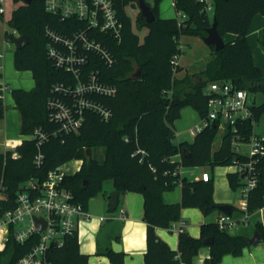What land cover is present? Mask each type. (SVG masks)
Here are the masks:
<instances>
[{
  "label": "trees",
  "instance_id": "1",
  "mask_svg": "<svg viewBox=\"0 0 264 264\" xmlns=\"http://www.w3.org/2000/svg\"><path fill=\"white\" fill-rule=\"evenodd\" d=\"M114 1L122 21V34L119 40L111 39L105 43L115 57V63L108 66L95 54H90L86 67L98 69L99 79L115 86L116 91L112 95L97 91L84 94L91 101L90 106L79 105V96L70 90L77 78L71 71L58 66L48 53L53 40L46 30L70 34L69 26L74 20L62 21L47 11L44 0L21 3L13 10L8 24L30 38L27 45L15 49L14 66L17 70H30L35 80L31 89L13 87L10 90L20 113V134H30L41 127L47 138L41 145L44 161L40 167L34 162L36 139L23 140L18 146V158H14L11 151L0 149V184L14 197L27 179H43L49 170L79 159L82 161L80 168L67 174L63 184L85 208L91 197L104 190L108 180L120 194H143V219L147 223L144 264H192L200 249L207 245L204 243L207 237H212L213 242L208 244L210 256L205 259L206 264H221L225 254L239 256L245 247L252 245L248 241L250 235L222 229L217 221L203 223L199 237L192 236L184 228L179 232L178 249L171 248L157 234L156 228L172 227L181 219L185 207H198L204 214H210L221 204L213 196V177L208 181L191 179L180 175V167L214 168L252 160L257 183L249 192L248 211L255 222V230L264 240V226L258 214L264 207V156L238 155L231 145L233 135L229 127L223 132L218 149L214 150L213 143L219 132L216 121L207 124L192 141L176 140V121L183 108L191 106L201 119L206 118L208 96L204 87L211 81L230 80L237 87L264 92V73L254 62L248 39L253 18L257 14L264 15V0H213L212 12H208L205 3L199 0H174L176 10L186 14L185 18H163L159 13L162 0L147 1L155 19L148 22L141 12L138 14L137 29H147L143 38L136 32L126 10L128 5L138 6V0ZM214 19L219 33L223 36L233 33V38L218 51L210 45L211 53L204 70L177 77L176 72L181 71L182 66L175 67L172 59L175 54H183L181 37L202 38ZM10 37L13 39L14 36ZM261 40L264 43V29ZM2 78L0 68V119L6 111ZM50 100L64 102L73 113L82 116L77 130L67 133L60 129L59 122L52 117L54 108L49 106ZM95 106L108 109L110 116L104 118ZM263 112L264 101L254 107L256 122ZM252 125L249 120L244 123L247 138L252 133ZM184 147L188 156L183 154ZM227 177L233 189L245 184L242 174L237 171L228 172ZM178 185L181 200L165 202L164 193ZM108 208L112 210L110 206ZM231 210L235 219L244 215L234 205ZM32 243L21 244L11 238L0 251V264H17ZM105 253L111 264H125L124 251L116 252L109 247ZM48 254L50 264H87L89 260V255L80 249L78 234L67 236L62 245L51 247Z\"/></svg>",
  "mask_w": 264,
  "mask_h": 264
},
{
  "label": "built area",
  "instance_id": "2",
  "mask_svg": "<svg viewBox=\"0 0 264 264\" xmlns=\"http://www.w3.org/2000/svg\"><path fill=\"white\" fill-rule=\"evenodd\" d=\"M205 3L208 12L213 11V0H199ZM14 4L9 9L8 5ZM47 11L59 16L62 21L74 20L70 23V34L58 33L48 28L46 30L53 43L49 44L48 53L55 63L71 71L77 78L70 90L79 96L80 106H90L91 101L84 97L88 92L97 91L106 95H112L116 87L102 82L98 77V69H87L90 54H95L99 61L112 66L115 57L105 41L120 39L122 34V21L114 0H44ZM24 0H0V15L5 17ZM179 18H185L186 14L179 12ZM77 20V21H76ZM15 31V30H14ZM16 32V31H15ZM19 35V34H18ZM2 52H0V57ZM181 55L175 54L172 63L176 67ZM208 111L205 119H201L192 130V135L202 131L204 127L216 121L219 130L231 129L233 150L242 156H264V135L255 132L254 107L258 105L252 91L237 87L230 80H214L209 83ZM49 106L54 108L52 117L59 122L60 129L67 133L77 130L82 122V116L73 113L71 107L64 102L50 100ZM104 118L110 116L106 108L95 106ZM252 122V133L249 138L244 135L245 121ZM47 138V133L41 127L36 128L30 134L20 135L17 138L6 139L2 146L3 152L11 151L14 158L20 157L18 146L24 139H36L37 152L34 162L41 166L44 154L41 145ZM244 145L248 146L244 148ZM237 172L245 174V184L241 187V199L238 208L243 211L241 219H235L231 215L222 213L218 218L220 228L231 230L233 227L249 223L251 214L248 211V197L250 190L256 185L255 168L250 161H237L234 163ZM179 173L191 179L208 181L211 179L209 170L201 166L180 167ZM68 172L64 164L49 170L46 176L31 177L24 181L12 197L3 184H0V251L8 241L13 238L24 244L31 241L32 246L23 254L17 264H50L49 249L56 245H62L67 236L78 234L79 224L89 217L88 209L82 203L75 200L74 193L63 182ZM260 221L264 226V207L258 210ZM126 217L124 209L121 210V218ZM36 218L45 221V228L40 230ZM184 223L179 231L184 230ZM54 244V245H52Z\"/></svg>",
  "mask_w": 264,
  "mask_h": 264
},
{
  "label": "crops",
  "instance_id": "3",
  "mask_svg": "<svg viewBox=\"0 0 264 264\" xmlns=\"http://www.w3.org/2000/svg\"><path fill=\"white\" fill-rule=\"evenodd\" d=\"M159 13L163 18H171L179 15V12L175 8L174 0H162L159 6ZM263 29L264 15L257 14L253 18L248 33L249 43L253 51L254 62L255 57L253 45L251 44V34L259 33ZM230 34L231 35L229 37L232 39L234 34ZM185 37H197L202 40V38L199 36L183 35L181 37V43ZM0 52H2L0 60H2V58L4 59L3 64L1 63L0 65L1 72L3 74L1 83L4 85L3 98L5 104L7 105L4 118L0 119V133H4V140L0 141V149L3 150L4 147L2 146V143L6 139L17 138V136H15L16 133H20V113L15 107V100L11 92L10 94L12 99L7 98L6 88H8L9 84L8 77L6 78L4 76V74L7 75V70L5 69V71H3L4 68H6V65L9 66L10 62L13 61L14 64V52L12 55H10V53H8L4 48H1V46ZM209 52L211 53V49ZM259 55H261V52H259ZM183 58L184 57L182 54L179 59V64L182 66V70L178 72L181 77L187 73H199V70L196 68L193 60L192 62L183 63ZM17 71L25 73L30 72L29 74H31L33 78L32 72L30 70ZM22 76L23 74L16 75L17 78ZM34 86L35 80L34 83H32V85L27 89H31ZM8 107L11 108L10 112H8ZM188 108H191L200 118L198 112L191 106H186L182 109V112ZM194 125L192 124L191 126L183 128L180 131L177 130V141H192L194 136L191 132L195 127ZM228 172L230 171H227L226 174ZM211 176L213 177V175ZM115 190L116 189L113 185V182L108 180L104 184V190L96 196L90 198L87 208L89 217L83 219L79 224L78 237L80 249L83 253L89 255L87 264H111L110 259L105 251L109 247L113 249L112 244L114 241H117L121 243V251L125 252V264H144V253L147 249V223L143 219L144 196L140 192H128L126 194H120L117 209L109 210V199ZM213 196L214 199L219 203H228L238 207L231 202H227L226 200L219 198L215 192ZM163 197L167 203L179 202L181 200V187L178 185L173 190L166 191ZM122 209H124L126 212L125 218H121ZM222 213L223 212L218 209L210 214H204L203 211L198 207H185L182 209V217L178 222H175L170 228L157 227L156 232L164 241L168 243L171 248L178 249L180 232L179 227L182 223L185 225V230L188 231L192 236L199 237L201 225L203 223L217 221ZM251 222L255 224V222L250 219L246 226L239 224L236 228V231L245 229V232L250 235L249 237H252L256 230L254 226L252 228L248 226ZM209 256L210 247L206 245L202 247L199 253L194 257L192 264H206L205 259ZM221 264H264V240H260L257 243L245 247L243 253L239 256L225 254Z\"/></svg>",
  "mask_w": 264,
  "mask_h": 264
},
{
  "label": "rangeland",
  "instance_id": "4",
  "mask_svg": "<svg viewBox=\"0 0 264 264\" xmlns=\"http://www.w3.org/2000/svg\"><path fill=\"white\" fill-rule=\"evenodd\" d=\"M148 2H151L152 0H147ZM9 9L14 8V4L8 5ZM127 12L130 14L132 17L133 23H134V28L136 32L140 35L141 38H143L144 34L146 33L147 29H137L136 27V18L138 14L140 13L139 7L136 6H130L128 5L126 7ZM10 13L7 12L5 14V17L0 18V46L1 48H4L10 55L15 51L16 47L13 42V39L10 36H16L19 33L15 32L14 29L8 24L7 19L9 18ZM263 30L259 33H252L251 34V44L253 45L254 49V57H255V62L257 66H259L263 73H264V43L261 40ZM8 34V35H6ZM13 34V35H11ZM231 34H225L224 39L225 41L230 40ZM181 48L183 51V63L184 62H192L195 64L196 68H198L199 72L205 69L206 62L210 57V46L206 45L200 38H195V37H185L181 43ZM259 52H261V55H259ZM260 56V57H259ZM4 59L2 58L1 63L3 64ZM7 64V63H6ZM7 70V75L4 74V76L7 78L8 77V88H6V94L8 99H12L10 90L13 87H23V88H29L32 83H34V79L32 78L31 74L25 73V72H19L15 69L13 61L10 62L9 66L6 65V68H4L3 71ZM18 74H23L22 77L17 78L16 75ZM177 77H181V75L176 72ZM209 89V84H207L204 87V91H208ZM252 95L256 97V101L259 104H261L264 101V92L262 91H252ZM7 107V105H6ZM11 111V108L8 107V112ZM21 121V120H20ZM195 122V123H194ZM201 119L197 116V114L191 109L188 108L182 112V115L179 119L176 121V132L177 130L180 131L183 128H186L188 126H191L192 124L200 123ZM195 126V125H194ZM254 130L258 134L264 135V112L261 115L259 121L255 123ZM20 133H16L15 136L20 137ZM223 137V130H219L217 137L213 143V149L216 150L218 149L221 140ZM4 140V133H0V141ZM177 140V139H176ZM248 146L244 145V148H247ZM82 161L79 159H72L64 164V169L68 172V174H72L76 172L80 166H81ZM205 169H208L213 175L214 178V192L215 194L219 197L222 198L223 200H226L227 202H231L235 205L240 204V199H241V188L238 187L236 189H233L230 184L229 180L227 177L226 172L227 171H236L237 167L235 164H228V165H218L215 166L214 168H211L210 166L205 167ZM107 184V183H106ZM259 214V213H258ZM242 226H246L242 224ZM250 228L254 226V223L251 222L248 225ZM238 227L235 226L233 227L230 231L231 232H237L236 228ZM242 232H245V229L240 230Z\"/></svg>",
  "mask_w": 264,
  "mask_h": 264
},
{
  "label": "water",
  "instance_id": "5",
  "mask_svg": "<svg viewBox=\"0 0 264 264\" xmlns=\"http://www.w3.org/2000/svg\"><path fill=\"white\" fill-rule=\"evenodd\" d=\"M26 3H29L31 0H24ZM138 7L140 9V12L142 15L145 16L146 21L152 22L155 19V16L151 10V7L147 0H138ZM204 43L208 46L213 45L214 49L216 51L222 49L226 43L224 36L221 35L218 31L217 28V20L214 19L213 23L211 26L207 28V35L202 37ZM30 41L29 35L27 34H19L13 37V42L15 44L16 49H20L27 45ZM137 75H139V71L136 72ZM183 154L185 156H188L189 154L187 153V148L184 147L183 149ZM88 155H90V149H88ZM245 174H242V177H244ZM119 197H120V191L115 190L109 199V206L112 210H116L119 204ZM220 211H222L225 214L231 215L232 210H231V205L228 203H221L218 207ZM36 223L39 227L40 230H43L45 228V221L36 218ZM262 236L259 233V231H255L254 235L248 239L249 243L254 244L257 243L259 240H261ZM213 242L212 237H207L204 239L205 244H211ZM54 245V244H52ZM113 250L116 252H120L122 249L121 243L114 241L113 244Z\"/></svg>",
  "mask_w": 264,
  "mask_h": 264
}]
</instances>
